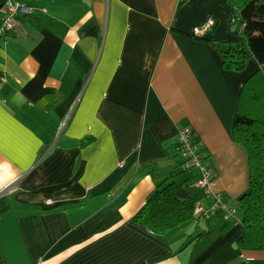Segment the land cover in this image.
I'll return each mask as SVG.
<instances>
[{"label": "crops", "instance_id": "1", "mask_svg": "<svg viewBox=\"0 0 264 264\" xmlns=\"http://www.w3.org/2000/svg\"><path fill=\"white\" fill-rule=\"evenodd\" d=\"M6 1L31 12L0 36V264H264L218 212L162 235L133 221L165 181L213 207L181 170L185 126L211 194L236 207L247 189L232 121L259 66L222 68L216 44L244 42L230 1L0 0V25Z\"/></svg>", "mask_w": 264, "mask_h": 264}, {"label": "trees", "instance_id": "2", "mask_svg": "<svg viewBox=\"0 0 264 264\" xmlns=\"http://www.w3.org/2000/svg\"><path fill=\"white\" fill-rule=\"evenodd\" d=\"M234 7L244 42L216 44L222 68L240 72L253 58L259 68L243 83L232 121V137L246 155L247 189L237 198L240 250L264 252V0H229ZM176 186L163 182L145 199L133 221L154 234L189 221L192 205L175 196Z\"/></svg>", "mask_w": 264, "mask_h": 264}, {"label": "built area", "instance_id": "3", "mask_svg": "<svg viewBox=\"0 0 264 264\" xmlns=\"http://www.w3.org/2000/svg\"><path fill=\"white\" fill-rule=\"evenodd\" d=\"M2 12L0 36L17 26L19 16H28L31 11L25 5L6 1L2 5ZM213 25V19L207 18L202 24L192 29V35L200 36ZM178 144L177 154L182 160L181 170L186 171L190 168H198L200 171V178L195 180L191 187L204 192L206 195H211L214 200V205L211 209H204L200 203H195L192 206V216L208 219L211 215L218 212L221 214L223 221L233 225H240L241 219L237 207L227 206L221 201L219 194H211L209 184L214 177V172L205 163V154L199 152L194 144L191 128L185 126L178 131Z\"/></svg>", "mask_w": 264, "mask_h": 264}, {"label": "rangeland", "instance_id": "4", "mask_svg": "<svg viewBox=\"0 0 264 264\" xmlns=\"http://www.w3.org/2000/svg\"><path fill=\"white\" fill-rule=\"evenodd\" d=\"M240 27V23L239 22H235V23H232L231 25V32L233 33V35H237V31H238V28ZM182 174V173H181Z\"/></svg>", "mask_w": 264, "mask_h": 264}]
</instances>
